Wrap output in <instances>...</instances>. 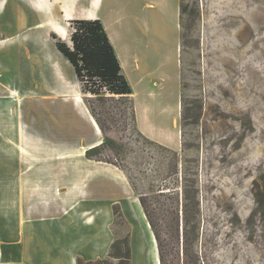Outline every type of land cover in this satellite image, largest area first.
I'll use <instances>...</instances> for the list:
<instances>
[{
  "label": "rangeland",
  "instance_id": "obj_1",
  "mask_svg": "<svg viewBox=\"0 0 264 264\" xmlns=\"http://www.w3.org/2000/svg\"><path fill=\"white\" fill-rule=\"evenodd\" d=\"M108 1L128 45L134 112L126 99L87 91L57 46L72 45L80 0H0V259L21 260L19 227L54 203L49 169L64 170V158L92 143L89 122L65 121L71 101L90 113L91 102L107 126L92 154L119 173L120 192L92 209L87 191L68 243L58 228L54 244L31 229L30 256L107 259L121 239L131 264H157L155 246L160 264H264V0Z\"/></svg>",
  "mask_w": 264,
  "mask_h": 264
},
{
  "label": "crops",
  "instance_id": "obj_2",
  "mask_svg": "<svg viewBox=\"0 0 264 264\" xmlns=\"http://www.w3.org/2000/svg\"><path fill=\"white\" fill-rule=\"evenodd\" d=\"M105 0H80V11L79 15L76 17L78 19H100L105 27V30L111 39L115 51L119 57L121 67H122V58L121 56H125L128 60V64L131 65L130 62V55L128 54L127 47L128 45L122 44L119 40L120 33H118V29L115 26L114 23V9L111 8L110 5H105ZM109 3L112 2L111 0L108 1ZM117 20V19H116ZM122 72L124 73L123 69ZM125 74V73H124ZM131 82V81H130ZM20 99V93L17 95ZM19 99H17L19 101ZM12 108V111L14 114H17L19 116V111L16 108ZM65 108H67L69 112L68 118L66 120H81L83 119L86 122L90 123V126H92L93 131V139L92 143L85 149V151H81L82 154L85 156L82 158H64L65 162L64 166L67 168H64V170H50L49 174L52 178V182L54 183L53 186H51L50 189L52 191V196L54 197V203L50 204L48 207V212H46L45 209L43 211L39 210V214L32 213V220L30 223H23L19 227V238L16 239L15 247H18L20 249V259H18L15 264H23V262H27L28 264H50L52 257L50 255L43 256V252H41L39 255H29V250L31 247V237H25V235H30L31 229L33 230L32 237L35 235V233L40 232L41 235L38 233V237H45L46 242L52 238L48 237L49 231L52 230L55 233V230L58 228L60 232H56L57 237L59 236L61 239L58 240L60 244L63 242L68 243V231L72 230L73 227L80 228L79 226H71L72 222L75 221L77 224H81V218L82 213L88 210H81V207H86L88 203L81 204L80 199L81 197L86 196V192H91L90 195H87L90 200V204L92 206V209H96V207H102L103 203V194L104 192H109L111 195H119L120 188V175L117 171L114 170V168L107 163H103L99 160L93 159L88 157L87 151L91 148H94L103 141L100 140L101 138V130L95 121L94 117L86 107V111H83L80 109L81 105L67 101L65 102ZM21 119V117L19 118ZM22 128V127H21ZM63 160V159H62ZM43 170V169H42ZM44 171H46L44 169ZM6 172V170H5ZM62 172V173H61ZM108 173V178L105 179L104 173ZM59 173V174H58ZM5 174V173H4ZM1 175V174H0ZM107 180V185H104V181ZM51 182V183H52ZM122 189L124 192V195L128 193V186H123ZM61 189H66L62 191ZM57 191V193H56ZM45 194L41 193L39 191L37 193L38 198H42ZM91 197V198H90ZM63 210L67 211L69 210V216L68 215H62ZM75 210V211H74ZM74 211V212H73ZM54 213V214H52ZM76 214V215H75ZM54 215V216H51ZM47 217V218H46ZM147 221V220H146ZM7 215L6 213L0 212V236H4V233H7ZM47 222L48 225H47ZM148 223V221H147ZM20 224V223H19ZM149 224V223H148ZM40 230V231H38ZM27 231L28 233H25ZM38 231V232H37ZM6 236V235H5ZM36 236V235H35ZM48 237V240H47ZM56 240L52 239V244H54ZM13 247V246H12ZM96 254L101 251L95 250ZM71 254V252H69ZM70 254H66L67 260L70 264V262L73 264V260L70 256ZM3 255V254H2ZM61 259H64L62 255ZM58 256V257H60ZM7 262H3L2 259H0V264H6ZM13 263V262H11ZM51 264H54L53 262Z\"/></svg>",
  "mask_w": 264,
  "mask_h": 264
},
{
  "label": "trees",
  "instance_id": "obj_3",
  "mask_svg": "<svg viewBox=\"0 0 264 264\" xmlns=\"http://www.w3.org/2000/svg\"><path fill=\"white\" fill-rule=\"evenodd\" d=\"M73 23L72 45L57 43V46L74 66L77 77L86 86L85 89L95 94L98 100L126 99L130 102V108L134 112V103L131 95L133 92L132 87L122 72L119 57L102 21L100 19H75ZM89 106L99 128L106 134L107 126L100 119L97 110L91 102ZM104 143L89 149L87 151L88 157L103 160L95 158L92 151L101 148ZM140 201L156 241L159 243L160 230L158 229L154 213L149 209L145 196H142ZM123 244H126L124 248ZM110 256V258L119 259L118 264H131V248L124 240L117 239L113 243ZM110 258L90 261L78 258V264H112Z\"/></svg>",
  "mask_w": 264,
  "mask_h": 264
},
{
  "label": "bare ground",
  "instance_id": "obj_4",
  "mask_svg": "<svg viewBox=\"0 0 264 264\" xmlns=\"http://www.w3.org/2000/svg\"><path fill=\"white\" fill-rule=\"evenodd\" d=\"M162 30L165 32V34H168V31H169V27H168V25H166V24H164V26L162 25ZM121 58H122V69H123V71H125L127 74H129V64H128V60H127V58L125 57V56H121ZM167 59H168V57H167V55H166V57H165V62H167ZM150 64H152L151 62H150ZM136 68H140V63H139V61L138 62H136ZM146 224L148 225V227H150V224H148L147 223V221H146ZM156 245H157V243H156ZM155 257H156V261H157V264H160V257H159V253H158V248H156V246H155Z\"/></svg>",
  "mask_w": 264,
  "mask_h": 264
}]
</instances>
